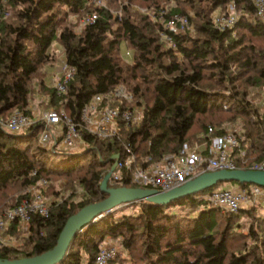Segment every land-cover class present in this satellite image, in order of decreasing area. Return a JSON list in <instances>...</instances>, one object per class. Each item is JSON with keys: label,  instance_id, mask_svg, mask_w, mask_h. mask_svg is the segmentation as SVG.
Segmentation results:
<instances>
[{"label": "trees", "instance_id": "1", "mask_svg": "<svg viewBox=\"0 0 264 264\" xmlns=\"http://www.w3.org/2000/svg\"><path fill=\"white\" fill-rule=\"evenodd\" d=\"M233 1L242 17L233 29L220 30L212 17L218 10L225 13L232 0H110L104 8L92 0H8L9 18L0 26V119L16 110L32 116L30 104L44 94L48 109H64L79 121L95 96L119 86L133 101H105L102 108L142 106L145 111L139 125L120 124L117 137L103 140L84 132L86 148L67 154L61 165L49 159L55 153L38 146L41 127L22 136L0 127V216L22 200L18 193L41 178L48 179V191L56 196L61 192L55 182L65 178L78 183L74 191L82 190L78 197L73 192L53 203L49 218L34 214L31 235L21 238L13 232L21 245L16 250L0 246V259L32 258L56 247L71 216L108 198L101 184L113 156L124 158L126 145L143 166L157 165L189 144L201 145L209 155L211 141L238 122L241 144L232 152L237 167L249 169L264 159V22L255 0ZM92 15H97L95 22L78 30L82 19ZM177 16H186L193 28L172 32L167 24ZM166 35L175 46L164 40ZM123 40L133 52L132 63L121 56ZM54 43L76 68L62 97L46 77V69L57 62ZM230 183L252 187L222 182L166 206L131 203L138 214L112 212L83 228L60 264H95L108 238L128 254L108 264H264V207L255 204L231 214L205 201ZM112 187L145 188L130 182Z\"/></svg>", "mask_w": 264, "mask_h": 264}, {"label": "built area", "instance_id": "2", "mask_svg": "<svg viewBox=\"0 0 264 264\" xmlns=\"http://www.w3.org/2000/svg\"><path fill=\"white\" fill-rule=\"evenodd\" d=\"M105 0H92L95 7H103ZM8 0H0V26L8 12L6 3ZM257 16L264 22V0H255ZM242 15L238 13L235 3L232 0L225 13H217L212 17L213 26L220 30L233 29ZM97 15L89 16L81 23V28L94 23ZM188 19L185 17H174L167 24L168 29L177 33L179 28L185 29ZM164 40L175 46L171 37L166 35ZM76 68L63 60L61 70H52L48 73V85L56 95H66L70 83L74 80ZM133 95L127 92L124 86H119L107 95H97L91 103L85 106L80 114L79 121L69 116L66 110L49 108L44 111L43 116L38 120L25 112L16 110L6 120H0V127L9 134L16 136L28 135L37 126L42 130L38 136L37 143L42 150L51 151L55 154L67 152L77 147L78 144L85 145L83 133L98 139L108 140L117 137L121 131V125L127 128L139 125L143 118L145 108L126 107L123 110L108 105L101 107L105 101L130 103ZM29 110L35 114L34 106L31 103ZM241 144L239 132L233 131L215 137L211 141L208 154H203L202 146L199 144L185 145L178 153L167 154L161 163L157 165H139L130 145L125 146L124 158L117 161V167L112 172L111 185L122 186L126 182L133 185L143 186L148 189L170 191L175 187L183 185L190 179L206 174V172L222 170H238L237 163L232 158V152L236 151ZM144 161V159H143ZM246 163L245 160H243ZM247 170L264 171V159L254 163ZM36 176L37 172L32 173ZM49 188L48 179L41 178L36 184L25 190L22 200L12 209L0 216V246L9 249L19 248L21 240L13 237L12 233H19L21 238L31 235V220L34 214H39L44 219L51 215V206L56 202L47 196ZM205 201L211 206L231 214H238L244 208L252 207L258 201L264 203V188L254 185L250 190L238 187L233 190L230 187H221L207 194ZM100 247L95 264H108L119 253L113 242L105 240ZM87 264V263H82Z\"/></svg>", "mask_w": 264, "mask_h": 264}, {"label": "water", "instance_id": "3", "mask_svg": "<svg viewBox=\"0 0 264 264\" xmlns=\"http://www.w3.org/2000/svg\"><path fill=\"white\" fill-rule=\"evenodd\" d=\"M121 157L115 155L114 162L108 175L104 178L100 189L108 198L101 202L88 205L78 214L71 216L66 222L63 231L58 237L56 247L48 252L32 258L4 260L0 259V264H60L67 256L75 236L85 227L95 224L96 221L110 215L131 203L147 202L153 205H170L177 200L191 197L200 192L216 187L222 182H235L240 184L258 185L264 188V171L258 170H222L206 172L201 176L190 179L183 185L175 187L170 191H160L148 188H129L109 186L113 171L117 167V161Z\"/></svg>", "mask_w": 264, "mask_h": 264}, {"label": "rangeland", "instance_id": "4", "mask_svg": "<svg viewBox=\"0 0 264 264\" xmlns=\"http://www.w3.org/2000/svg\"><path fill=\"white\" fill-rule=\"evenodd\" d=\"M110 0H105L104 1V7H106L107 3L109 2ZM6 11L8 12V15H6L5 19L6 18H9V10L7 8H5ZM135 10H139L141 13L145 14V15H148V16H152V13L145 10V9H142L140 7H136ZM217 13H222L220 10L217 11ZM216 13V14H217ZM238 13H240L238 11ZM119 15H121V13L119 12ZM241 15V13H240ZM182 17V16H180ZM184 17V16H183ZM186 17V16H185ZM184 17V18H185ZM87 19V18H86ZM73 20L76 22L77 19L76 18H73ZM84 19H82L83 21ZM81 21V23H82ZM81 23L79 25V27L77 28L78 30L82 29L81 28ZM193 27L190 26L189 22H188V25L185 26V29H188V30H191ZM121 56L123 57V59L128 62V63H132V57H133V52L132 50L129 48L128 44L123 40L121 42ZM51 51L53 53L56 54V57H57V62L55 65H51L49 66L46 70H47V76H48V73L52 70H55V71H58V69L61 70V67L63 66V60L65 59L64 57V50L62 48V46H60L58 43H54L52 46H51ZM46 76V77H47ZM257 93H259L257 91ZM49 98L48 96L44 95L38 100V101H34L32 102L33 106H34V111H35V114L32 115L34 119H39L41 116H43V113L45 110H47L48 108L45 106L44 104V101H47ZM0 120H6V119H0ZM229 132H233V131H240V125L238 124V122H236V124H234L233 126H229ZM84 148H86L85 145H82L81 143L77 145V147L73 148V149H70L69 151L67 152H61V154L59 155H55V154H50L49 156V159H51V161L55 164V165H61L65 162H67L68 158H67V154H70V153H77L78 151H81L83 150ZM73 183H70L68 179H62V180H59V181H56L55 182V189L56 191H60L61 192V195L60 196H56L55 194H51L49 191L47 192V196L49 199H55L56 202L58 203H61L64 199L63 196H65V198H68L70 197V195L74 192L76 194V196H80L82 194V190L78 188V183H75L74 185H72ZM75 186H77V188L75 190H78V191H74V188ZM49 187H50V184H49ZM222 187H230L231 189L233 190H237L239 185L237 184H223ZM69 188V189H67ZM49 189V188H48ZM71 189V190H70ZM25 192L23 193H18L16 197H19L21 195H24ZM257 204H261V201H258ZM263 206V205H262ZM190 209H184L183 210V213H187L189 212ZM118 212L117 214L118 215H127V214H138L139 212V208L138 206H132V205H127V206H124L118 210H115L114 213ZM107 241H110V242H113L114 245L116 246V249L118 250V255L117 256H120V258H128V254L123 250V248L121 247L120 245V242L118 241H115V240H111L110 238L107 239ZM104 243L101 244V246H103ZM116 256V257H117ZM88 261V259L86 258V262Z\"/></svg>", "mask_w": 264, "mask_h": 264}, {"label": "crops", "instance_id": "5", "mask_svg": "<svg viewBox=\"0 0 264 264\" xmlns=\"http://www.w3.org/2000/svg\"><path fill=\"white\" fill-rule=\"evenodd\" d=\"M202 149H203V147H202ZM262 205H263V207H264V203H263Z\"/></svg>", "mask_w": 264, "mask_h": 264}]
</instances>
